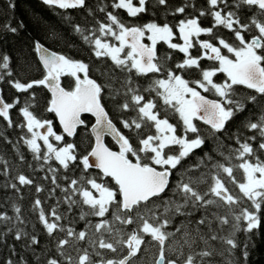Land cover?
Instances as JSON below:
<instances>
[{
	"label": "snow or ice",
	"instance_id": "snow-or-ice-1",
	"mask_svg": "<svg viewBox=\"0 0 264 264\" xmlns=\"http://www.w3.org/2000/svg\"><path fill=\"white\" fill-rule=\"evenodd\" d=\"M42 3L65 12L83 10L88 16L103 13L107 22L96 21L95 29L72 27L96 60H109L111 66L96 69L105 78L98 82L89 63L50 51L38 40L31 45L38 58L35 67L0 48V84L27 95L25 106L19 108L24 122L18 126L30 134L20 139L33 159L43 162L37 170L48 166L55 185L51 192L60 188L69 210L80 209V220L100 218L98 223L89 222L87 230L76 231L58 223L64 217L56 207L51 208L50 219L36 198L32 210L55 249L42 250L35 264H141L146 253L151 256L146 264H243L247 251L242 252L241 246L249 247L250 238L264 227V0H205L202 6L196 0ZM3 7L14 5L8 2ZM121 10L131 20L122 19ZM168 16L180 18L172 23ZM202 17H210L212 25L202 26ZM65 19L71 23L69 16ZM22 27V23L0 25V39L18 35ZM220 28L231 36L218 35L214 29ZM104 37L116 43L105 42ZM161 44L171 51L161 53ZM197 45L200 54L193 56L191 49ZM173 52L182 53V60L173 61ZM201 60L212 64L205 67ZM191 69L197 70L198 78L189 80L181 74ZM33 71L39 75H20ZM220 74L224 79L217 82L214 78ZM64 77L72 83L64 86ZM137 78L149 82L145 86ZM36 89L50 93L44 110L54 114L61 134L51 119H40L30 110L38 103ZM2 92L0 118L12 127L10 112L21 101L6 102ZM105 97L116 112L134 113L119 117L122 128L106 109ZM169 114L178 117L176 124ZM85 115L93 117L94 123L89 147L81 154L77 144L65 137L74 138L78 129L88 128ZM197 122L207 126L206 133ZM105 137L112 138L115 149L105 143ZM208 139L212 149L184 164L204 149ZM52 161L59 168L52 167ZM0 164L4 165L0 175L8 177L7 162L0 159ZM59 169L65 173L80 169V175L70 180L64 176L68 183L62 187L57 182ZM27 186H35L37 194L44 191L23 173L0 188L20 194L21 187ZM11 208L14 216L0 213L6 228L0 231V247L8 250L0 264H30L19 255L16 243L35 253L40 240L16 227L25 224L22 209L14 201ZM108 215L111 221L105 219ZM177 217L183 218L178 225ZM117 222L123 227H117ZM129 226L133 227L126 230ZM58 232L64 236L57 237Z\"/></svg>",
	"mask_w": 264,
	"mask_h": 264
},
{
	"label": "trees",
	"instance_id": "trees-1",
	"mask_svg": "<svg viewBox=\"0 0 264 264\" xmlns=\"http://www.w3.org/2000/svg\"><path fill=\"white\" fill-rule=\"evenodd\" d=\"M10 2L14 5L13 8L7 10L4 9L3 4ZM90 4L95 5L97 0H89ZM175 4H179L181 0H173ZM104 3H110V0H104ZM196 3L200 6L204 5L205 0H196ZM111 10V9H108ZM188 11H191L189 9ZM71 18V23L65 19V16ZM122 19L131 20L128 18L126 13L122 10L120 11ZM180 17L173 18L168 16V21L175 23ZM145 20L149 19L148 16L144 17ZM96 21L107 22L104 14L99 11H94L93 16H88L83 10H64L51 8L47 5H44L39 0H0V25L4 23H11L13 26L23 24V27L19 29L18 35L7 34L4 39H0V48L10 51L15 57H17L20 63H24L27 60L28 63L38 66V59L35 53L31 50V45L33 41H40L46 47L57 51L61 54L69 55L74 59L83 60L86 63H89L92 67V77L97 79L98 82L103 81L105 78L101 77L99 72L96 70L98 67H108L111 66V61L109 60H96V58L91 54V48L86 44L82 37L73 31V24H79L82 28L89 30L95 29L97 27ZM202 26L209 27L212 25V20L210 17L200 18ZM218 35L223 36L224 38H229L231 33L226 29H214ZM55 33V37H53ZM87 34L91 35V31ZM99 35V33H97ZM200 39H208V37L202 36ZM159 50L161 53L165 51H171L166 48V45H159ZM199 47L191 49L193 56H198L200 54ZM173 61L179 62L183 58L182 53L173 52ZM169 63H172L171 61ZM212 62L208 60H201V65L207 67L211 65ZM42 67V66H41ZM18 71V69H17ZM185 76L186 79L194 80L198 78V73L196 69H191L186 72L181 73ZM21 76L27 78L28 76H38L39 73L33 71L27 76L24 73L20 74ZM117 75H120L117 72ZM151 75V74H150ZM160 78V77H156ZM217 82H222L224 77L222 74L214 78ZM64 86L69 85L70 77L62 78ZM137 81L142 85H147L149 82L148 78H137ZM0 89L3 90L2 94L6 102H13L15 99L19 98L21 103L17 105L16 108L12 109L10 112L11 119L14 124L12 127H8L7 122L0 118V159L7 162V167L10 170V175L5 177L0 175V185L11 180L17 173H23L26 176H29L34 180L35 185H40L43 187L44 191L37 194L35 192V186L21 187V193L16 194L11 189L4 190L0 188V213H7L9 216H14V212L11 208V204L14 201L22 209V218L25 221V224H16V227L23 229L31 235H36L40 240V245L36 248L35 253L31 250L25 251L23 243H16V249L19 255L25 256L30 264H35V256L41 255L42 250L45 249H55V243L51 238L46 235V232L43 229V226L38 221V214L32 210L33 202L36 198H39L42 201V207L44 208L46 214H48L51 219V208L56 207L58 213L61 214L64 219L58 223L63 224L65 227H72L76 231L87 230L88 223L92 224L100 222L98 217H87L85 220H80V209L78 207H72L69 210V207L64 203L65 193L61 191L60 188H56L55 193L51 192V189L55 188V185L51 183V175L48 171V166L44 165V170L39 171L42 161H35L33 159L32 153L24 145L23 140L20 139L22 136H30L27 134V129L20 128L18 125L23 123V117L19 114V108L25 106V100L27 99L26 94L16 93L14 89H11L8 85L0 84ZM38 103L30 108L40 119H51L53 121L54 130L61 134L60 127L55 120L54 114L47 113L45 109V98H50V94L44 89H36ZM243 92L244 90L241 89ZM148 96L147 93H145ZM105 106L106 109L111 114L114 122L117 123L118 127L122 126L119 124V117L121 115L128 117L133 116L134 113H118L115 111L114 103L109 101L105 97ZM251 107V106H249ZM170 122L176 124L178 122V117L169 114ZM89 122L90 118L85 117ZM201 127L202 131L206 133L207 126L203 125L201 122H197ZM123 130V129H122ZM235 127H233V131ZM127 132V130H123ZM131 135V134H130ZM90 133L88 128H80L77 136L74 140H70L69 137H65L67 142L73 141L78 146V151L82 154L88 147ZM107 144L113 148V143L107 138ZM43 147V142L38 141ZM231 144V141H227ZM235 146V145H234ZM213 147V142L211 139L206 141L204 149L198 150L193 157H190L184 164L191 163L196 157L203 155L205 151H210ZM24 156V161L19 159V156ZM51 166L54 168H59L55 161L50 162ZM31 165V167L29 166ZM4 170V165L0 164V172ZM90 172L93 175L97 174V170L92 169ZM57 182L62 187H67L68 181L64 180V176H68L69 180L72 178H77L80 175V169L75 171L69 170L67 173L63 169H59L57 172ZM179 175V174H177ZM237 175H239L237 173ZM45 177H48L45 179ZM14 182V181H13ZM230 188L235 191L233 185H229ZM19 195L23 196V199L19 198ZM79 199V197H74ZM59 201V203H57ZM105 219L109 221L112 220L111 215H108ZM183 218L177 217L175 224L178 225L180 220ZM15 223V221H14ZM117 227H123L116 223ZM129 226L126 230H130ZM15 230V229H14ZM0 231H6L3 224L0 223ZM57 237L62 238L64 233H57ZM239 235V234H238ZM245 241L248 240L247 237H242ZM8 243L11 245L13 239L11 236L8 238ZM87 246V245H85ZM241 251H247V260H243V257L239 259L243 260V264H264V227L256 232L254 237L250 238V245L246 249L241 246ZM107 256H112L113 254L106 253ZM8 256V250L6 248L0 247V261L5 259ZM151 259L149 254H145L141 264H146V261Z\"/></svg>",
	"mask_w": 264,
	"mask_h": 264
},
{
	"label": "flooded vegetation",
	"instance_id": "flooded-vegetation-1",
	"mask_svg": "<svg viewBox=\"0 0 264 264\" xmlns=\"http://www.w3.org/2000/svg\"><path fill=\"white\" fill-rule=\"evenodd\" d=\"M180 42L182 43V41H180ZM71 83H72V80H69V84H71ZM202 94L206 95V96L209 97L210 99H217V97H215V96L212 95L211 93H202ZM86 116L90 118L89 126H88V131H89V127H90V125H91L92 122H93V118H92L91 116H88V115H85L84 118H85ZM78 131H79V129H78ZM78 131H77V133H78ZM89 133H90V131H89ZM76 136H77V135H76ZM74 138H75V137H74ZM74 138H73V137H69L70 140H74ZM71 142H73V141H71ZM115 148H116V146L113 144V149H115Z\"/></svg>",
	"mask_w": 264,
	"mask_h": 264
},
{
	"label": "water",
	"instance_id": "water-1",
	"mask_svg": "<svg viewBox=\"0 0 264 264\" xmlns=\"http://www.w3.org/2000/svg\"><path fill=\"white\" fill-rule=\"evenodd\" d=\"M39 1H41L42 2V0H39ZM45 46V45H44ZM46 47V46H45ZM48 48V47H47ZM50 51H54V50H52V49H50V48H48ZM55 52H57V51H55ZM58 54H61V53H59V52H57ZM38 59V58H37ZM50 94V93H49ZM204 95V94H203ZM206 96V95H205ZM207 97V96H206ZM207 98H209V97H207ZM210 99V98H209ZM93 118V117H92ZM57 121V123L59 124V122H58V120H56ZM92 123H94V118H93V122ZM91 127V126H90ZM90 127H89V130H90ZM62 130V129H61ZM41 133H43L44 131H45V129H40L39 130ZM106 138V137H105ZM112 142H114L113 140H112V138L111 137H108ZM106 143V142H105Z\"/></svg>",
	"mask_w": 264,
	"mask_h": 264
},
{
	"label": "rangeland",
	"instance_id": "rangeland-1",
	"mask_svg": "<svg viewBox=\"0 0 264 264\" xmlns=\"http://www.w3.org/2000/svg\"><path fill=\"white\" fill-rule=\"evenodd\" d=\"M105 40V42H108V43H116L114 40H112L111 37H104L103 38ZM59 134V133H58ZM54 144H56L57 142H55L54 140L52 141ZM57 146H62V145H57ZM111 254V253H110Z\"/></svg>",
	"mask_w": 264,
	"mask_h": 264
}]
</instances>
